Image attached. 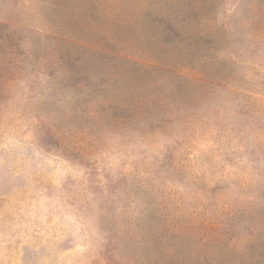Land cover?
<instances>
[{
    "label": "clouds",
    "instance_id": "1",
    "mask_svg": "<svg viewBox=\"0 0 264 264\" xmlns=\"http://www.w3.org/2000/svg\"><path fill=\"white\" fill-rule=\"evenodd\" d=\"M154 2L110 0L130 14ZM197 2L194 31L214 47L180 90L107 71L74 81L54 0H0V264H156L181 245L210 264H256L264 0ZM131 95L142 107L114 116Z\"/></svg>",
    "mask_w": 264,
    "mask_h": 264
},
{
    "label": "rangeland",
    "instance_id": "2",
    "mask_svg": "<svg viewBox=\"0 0 264 264\" xmlns=\"http://www.w3.org/2000/svg\"><path fill=\"white\" fill-rule=\"evenodd\" d=\"M59 25L57 55L74 81H87L93 73L107 71L136 89L164 77L183 90L187 81L180 75L197 67L199 58L214 42L194 31L193 24L207 10L197 0H155L139 14L110 0H54ZM119 9V10H117ZM9 44L15 43L11 36ZM189 69V70H188ZM205 71V66L200 67ZM219 72V69L216 70ZM129 107H113V115L128 119L142 106L135 95ZM161 246L157 245L159 249ZM256 264H264V246L256 249ZM156 264H210L207 256L190 255L181 245L171 255H161ZM224 264H232L225 257Z\"/></svg>",
    "mask_w": 264,
    "mask_h": 264
}]
</instances>
